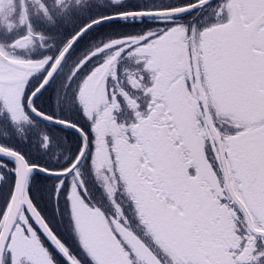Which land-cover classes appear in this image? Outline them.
I'll list each match as a JSON object with an SVG mask.
<instances>
[{
  "label": "snow or ice",
  "instance_id": "snow-or-ice-1",
  "mask_svg": "<svg viewBox=\"0 0 264 264\" xmlns=\"http://www.w3.org/2000/svg\"><path fill=\"white\" fill-rule=\"evenodd\" d=\"M0 264H264V0H0Z\"/></svg>",
  "mask_w": 264,
  "mask_h": 264
}]
</instances>
